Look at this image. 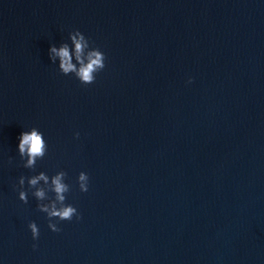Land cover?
<instances>
[{"label": "water", "instance_id": "water-1", "mask_svg": "<svg viewBox=\"0 0 264 264\" xmlns=\"http://www.w3.org/2000/svg\"><path fill=\"white\" fill-rule=\"evenodd\" d=\"M75 29L91 84L49 58ZM60 170L54 232L18 181ZM0 264H264V0H0Z\"/></svg>", "mask_w": 264, "mask_h": 264}, {"label": "clouds", "instance_id": "clouds-1", "mask_svg": "<svg viewBox=\"0 0 264 264\" xmlns=\"http://www.w3.org/2000/svg\"><path fill=\"white\" fill-rule=\"evenodd\" d=\"M68 42L62 43L60 46L52 44L49 47V58L53 64L58 62V69L64 75L74 74L75 77L82 84H91L96 79V73L105 68V54L97 47H91L89 39L79 30L75 29L69 32ZM75 60V63L73 62ZM191 82V78H189ZM79 137V132L75 133ZM47 151V143L44 139L43 133L36 127L30 130L22 131L19 136L18 153L22 160H24V167L28 169H35L36 161L42 159ZM67 173L63 170L57 171L54 175L49 177L44 171L30 177L21 175L19 177V199L25 203L28 201L26 190H24L25 180L32 195L37 199V207L40 211L47 214L48 227L54 231L59 232L60 228L53 218L57 220H71L74 216L80 219V213L72 204H66L65 193L70 191V185L65 182ZM77 181L81 191L88 190V174L81 171L78 174ZM43 182V183H41ZM54 193V198H50L48 193ZM47 201V202H45ZM28 227L31 230L33 239L39 237V228L34 221H30ZM35 248L36 245L34 244Z\"/></svg>", "mask_w": 264, "mask_h": 264}]
</instances>
